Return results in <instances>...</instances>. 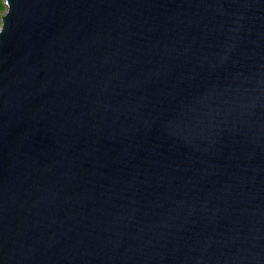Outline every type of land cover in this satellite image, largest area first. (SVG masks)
Segmentation results:
<instances>
[{
    "label": "water",
    "instance_id": "95a60500",
    "mask_svg": "<svg viewBox=\"0 0 264 264\" xmlns=\"http://www.w3.org/2000/svg\"><path fill=\"white\" fill-rule=\"evenodd\" d=\"M0 264H264V0H3Z\"/></svg>",
    "mask_w": 264,
    "mask_h": 264
},
{
    "label": "trees",
    "instance_id": "16d2710c",
    "mask_svg": "<svg viewBox=\"0 0 264 264\" xmlns=\"http://www.w3.org/2000/svg\"><path fill=\"white\" fill-rule=\"evenodd\" d=\"M4 9L3 4H2V0H0V12Z\"/></svg>",
    "mask_w": 264,
    "mask_h": 264
},
{
    "label": "clouds",
    "instance_id": "9594fccd",
    "mask_svg": "<svg viewBox=\"0 0 264 264\" xmlns=\"http://www.w3.org/2000/svg\"><path fill=\"white\" fill-rule=\"evenodd\" d=\"M2 4H3V7H4V11H5V5H4V3H3V0H2ZM4 13V12H3ZM3 15V14H2ZM0 19H1V16H0Z\"/></svg>",
    "mask_w": 264,
    "mask_h": 264
},
{
    "label": "rangeland",
    "instance_id": "374dc122",
    "mask_svg": "<svg viewBox=\"0 0 264 264\" xmlns=\"http://www.w3.org/2000/svg\"><path fill=\"white\" fill-rule=\"evenodd\" d=\"M3 12H4V9L0 12V16H2Z\"/></svg>",
    "mask_w": 264,
    "mask_h": 264
}]
</instances>
